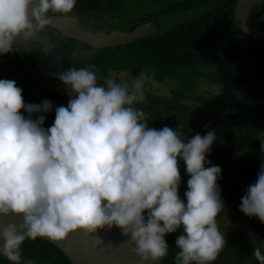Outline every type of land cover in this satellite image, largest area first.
Masks as SVG:
<instances>
[{
	"label": "clouds",
	"instance_id": "obj_1",
	"mask_svg": "<svg viewBox=\"0 0 264 264\" xmlns=\"http://www.w3.org/2000/svg\"><path fill=\"white\" fill-rule=\"evenodd\" d=\"M76 3L0 0V55L36 38L51 23L49 11L69 14ZM95 70L88 64L56 75L69 99L47 128L44 115L32 114L51 111L52 101L26 103L14 80L0 79V216L22 214L20 224L0 226V255L11 264H35L22 260L26 239L63 240L78 229L95 234L115 226L134 244L139 264H157L169 254L166 235L182 228L174 264H213L226 245L217 223L224 211L222 170L205 167L215 130L187 138L169 126L149 127V113L137 107L147 76L99 83ZM181 160L189 176L184 199ZM239 210L264 223V162ZM93 240L102 244L98 235ZM252 255L264 264L261 248Z\"/></svg>",
	"mask_w": 264,
	"mask_h": 264
},
{
	"label": "trees",
	"instance_id": "obj_2",
	"mask_svg": "<svg viewBox=\"0 0 264 264\" xmlns=\"http://www.w3.org/2000/svg\"><path fill=\"white\" fill-rule=\"evenodd\" d=\"M127 1L77 0L72 13L49 11V14L72 18L99 12L110 16ZM234 3L235 0H171L119 26L129 29L151 21L155 32L109 47H83L60 33L57 34L60 39L47 52L18 41V50L0 55V79L32 74L41 82L50 80L55 85L52 88L67 105L69 97L56 75L68 67L95 64L98 81L108 78L110 71L123 73L125 82L144 73L149 77L145 84V100L137 107L149 113V127L169 126L182 131L187 138L215 130L217 139L206 154L210 164L205 167L218 165L222 170L217 183L221 188L224 211L218 215L217 223L224 232L226 245L213 264H259L252 251L259 247L264 252V223L255 216L244 215L239 205L264 162V154L260 151L261 140H264V101L256 103L254 97L250 101L242 100L236 94L253 96V89L264 94V43L247 36L236 26ZM198 6L197 14L163 30L153 21L160 14ZM246 16L252 24L264 29V0L253 4ZM98 26L99 22L92 25L93 28ZM43 31L49 36L56 32L54 29ZM85 50L92 54L85 55ZM147 82L170 83L172 88L165 98L150 92ZM204 85L216 86L226 94L219 96L203 91ZM54 119L50 116L45 122L51 126ZM179 168V195L184 199L189 176L182 160ZM227 214L239 218L243 215L246 227L234 229L233 221L225 219ZM182 231L180 228L166 235L169 254L161 264H174L178 251L175 239ZM21 247L22 260L31 259L35 264H70L54 245L40 238L26 239ZM0 264L11 262L0 255Z\"/></svg>",
	"mask_w": 264,
	"mask_h": 264
},
{
	"label": "water",
	"instance_id": "obj_3",
	"mask_svg": "<svg viewBox=\"0 0 264 264\" xmlns=\"http://www.w3.org/2000/svg\"><path fill=\"white\" fill-rule=\"evenodd\" d=\"M261 0H235L233 8L236 26L247 36L264 43V29L252 24L246 14L249 8ZM51 23L45 30H57L60 34L72 38L76 44L89 48H103L125 44L133 39L155 32L152 22L136 24L129 29H113L107 32L93 31L84 28L79 17L50 16ZM22 214L0 216V226L8 223L20 224ZM93 235H98L102 244L94 246ZM54 245L70 264H139V257L132 249L134 244L128 242V237L122 235L119 228L97 229L95 234H87L76 230L63 240H50L38 237ZM2 243V240H0ZM158 261L157 264H160Z\"/></svg>",
	"mask_w": 264,
	"mask_h": 264
},
{
	"label": "rangeland",
	"instance_id": "obj_4",
	"mask_svg": "<svg viewBox=\"0 0 264 264\" xmlns=\"http://www.w3.org/2000/svg\"><path fill=\"white\" fill-rule=\"evenodd\" d=\"M171 0H128L126 4L122 5V8L119 7V9L116 12H112V14L104 20L105 23L101 25V30L108 31L112 27L116 28V26H120L122 24L128 23L130 19L133 17H138L144 15L147 11L152 10L153 7H159L162 5L167 4ZM200 10V6L198 7H188L183 8L175 11H170L167 14H160L156 17H154V22L158 25L159 29L163 30L165 28H168L179 21H182L186 18L192 17L195 14H197ZM118 28V27H117ZM112 30V29H111ZM59 32L56 30V32L53 33L52 36H49L47 31H42L37 34V37L34 38L30 42H24L21 40L22 45L23 44H29L30 46H36L41 48L44 52L50 51L52 44L57 42L59 38L57 37ZM20 44V43H19ZM18 42L17 45L19 46ZM109 77L115 78L118 82H125L126 77H124L123 73L121 74H115L113 71L109 72ZM108 77V78H109ZM149 78V77H148ZM6 79L14 80L16 82V85L22 89V96L26 103H37L39 104L42 100L48 99L52 101L53 108L51 111L47 113H33V118H36L39 115H44L46 117L45 121L47 122L48 118L50 116L55 117V108L59 105H65V100H62V97L57 93L52 86H55L50 80H45L44 82H41L40 79H37L32 74H28V76H10ZM105 79H102V81H98L99 83H103ZM149 86L150 92L153 94H156L161 97L167 98L170 88H172V84L170 83H163L161 85H156L154 82H147V85ZM203 91H207L211 94H217V95H225L226 92L216 86L213 85H204L201 87ZM64 89V87H63ZM227 91V90H226ZM230 92V91H229ZM254 95L251 94H245V93H237L236 97L242 100L250 101L252 97H254V100L256 103L261 104V101H264V94L259 89H253ZM250 96V98L248 97ZM62 102L59 104V102ZM59 104V105H58ZM57 105V106H56ZM21 112L27 116L28 114L24 112L23 109H21ZM44 123V127H50L49 123ZM241 218V219H240ZM233 216L232 214H227L225 216V219H231L233 221L232 227L234 229H244L246 227V218L241 215V217ZM224 223V221H222Z\"/></svg>",
	"mask_w": 264,
	"mask_h": 264
},
{
	"label": "flooded vegetation",
	"instance_id": "obj_5",
	"mask_svg": "<svg viewBox=\"0 0 264 264\" xmlns=\"http://www.w3.org/2000/svg\"><path fill=\"white\" fill-rule=\"evenodd\" d=\"M48 15L49 16H59L58 14H49V13H48ZM75 17H79L80 23L82 24V26L84 28H88V29L93 30V31H97V30L103 31V30H101V25L103 23H105L104 20L109 17V14L99 13V12H89L86 14L75 15ZM98 22H99V26L97 28H93L92 25H94L95 23H98ZM146 22H151V21H146ZM138 24H141V23H138ZM122 28L123 27L120 28L119 26H116V28L112 27L111 29L113 30V29H122ZM110 30H108V31H110ZM104 32H107V31H104ZM58 38L60 39V36H58Z\"/></svg>",
	"mask_w": 264,
	"mask_h": 264
}]
</instances>
